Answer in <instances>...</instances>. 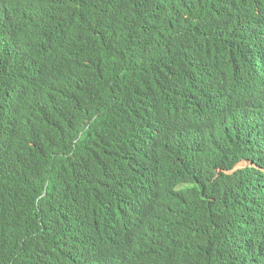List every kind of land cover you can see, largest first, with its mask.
Wrapping results in <instances>:
<instances>
[{
	"label": "trees",
	"instance_id": "1",
	"mask_svg": "<svg viewBox=\"0 0 264 264\" xmlns=\"http://www.w3.org/2000/svg\"><path fill=\"white\" fill-rule=\"evenodd\" d=\"M31 7L42 19L25 23L0 0V264H89L86 250L126 234L155 114L176 134L177 167L208 186L188 239L166 243L161 218L147 222L162 264H264V74L248 57L264 44V0ZM22 30L59 37L57 62L24 49Z\"/></svg>",
	"mask_w": 264,
	"mask_h": 264
},
{
	"label": "clouds",
	"instance_id": "2",
	"mask_svg": "<svg viewBox=\"0 0 264 264\" xmlns=\"http://www.w3.org/2000/svg\"><path fill=\"white\" fill-rule=\"evenodd\" d=\"M9 2L14 12H22V22H37L42 19V9L35 11L31 7L33 0H9ZM20 4L25 7H20ZM87 5L90 6L91 2ZM4 16V12L0 13L1 23ZM51 25L53 32L56 24L51 23ZM16 36L23 41L24 49L25 45H38L44 60L48 61L47 65H52L53 61L57 62L58 46L61 41L59 37L25 30L16 33ZM23 54L29 58L31 65H35L28 53L23 51ZM248 57L257 59L259 71L261 64H264L261 62V60L264 62V44L254 52L248 50ZM42 70L38 68L39 72H32L31 77L38 73L44 77L45 74L40 73ZM258 84H255L256 87ZM143 131L146 132L147 141L151 139L149 154L146 151L147 145L143 149H138L135 154V190L138 196L135 210L139 211L141 208L143 211L138 222L127 223L129 231L126 234L120 230L111 231L106 235L114 241L104 243L95 255L90 250H86L89 264H95L96 261L97 264H162L166 253L161 251V246L150 244L151 231L147 222L161 218L164 223L163 238L166 243H178L188 239L198 227V221L192 215L194 202L203 203L205 209L208 207V186L202 181V176L192 180L187 179L182 169L175 163V156L179 152L178 139L171 126H167L165 121L155 114L152 119L147 117ZM239 165H244V162ZM201 169H208V166ZM147 197H150V200H145ZM130 238H134L135 242ZM84 254L85 252L80 257L83 258ZM78 261L82 262L80 258Z\"/></svg>",
	"mask_w": 264,
	"mask_h": 264
},
{
	"label": "bare ground",
	"instance_id": "3",
	"mask_svg": "<svg viewBox=\"0 0 264 264\" xmlns=\"http://www.w3.org/2000/svg\"><path fill=\"white\" fill-rule=\"evenodd\" d=\"M263 74H264V71L262 70V68L259 70L258 72V75H259V78H260V82L263 83ZM262 84H260L261 86ZM261 90H262V87H261ZM264 90V89H263ZM139 213H142L141 211V208L139 209ZM141 215V214H140Z\"/></svg>",
	"mask_w": 264,
	"mask_h": 264
}]
</instances>
